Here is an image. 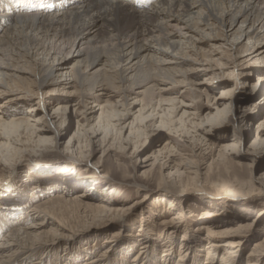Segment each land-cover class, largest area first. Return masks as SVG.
Listing matches in <instances>:
<instances>
[{"label": "rangeland", "instance_id": "obj_1", "mask_svg": "<svg viewBox=\"0 0 264 264\" xmlns=\"http://www.w3.org/2000/svg\"><path fill=\"white\" fill-rule=\"evenodd\" d=\"M245 43L236 49L243 51ZM235 51L229 44L214 48L213 60L221 59L226 68L218 69L213 61L207 72L187 74L188 81L164 93L163 98L173 102L159 106L157 97L153 106H145L134 86L127 92L120 88V93H111L115 116L110 120L101 114L106 98L90 99L91 92L83 95L77 84L64 91L51 85L38 90L33 77V84H15L13 93L30 101L22 114L16 112L32 116L34 122L22 126L19 137L8 131L9 145H0V215L11 214L15 226L24 220L30 223L31 209L45 199L83 195L78 199L83 203L60 199L53 217L63 225L65 236L51 246L47 257L37 254L31 262L81 264L93 259L96 264L101 259V264H132L145 250L146 264H161L169 249L170 264H203L209 242L206 229L243 223L251 225L240 232L241 244L229 264H246L254 243L264 237V53L235 62ZM69 57L71 65L75 59ZM219 83L227 85L216 86ZM103 84L108 86L105 79ZM222 89L232 93L217 104ZM3 105L0 99V110ZM30 108L35 110L27 112ZM37 129H44L48 141L39 142L42 132ZM186 159L198 167L197 175L181 166ZM174 168L180 169L179 176L169 175ZM223 179L248 183L251 195L238 202L216 199L213 183ZM90 196L108 200L115 210L86 207L98 202ZM178 211L182 218L171 222ZM38 245L46 247L43 242ZM260 248L259 253L264 251ZM65 251L73 256L63 255ZM224 253L212 251L213 264H220ZM258 259L254 264H264V256Z\"/></svg>", "mask_w": 264, "mask_h": 264}, {"label": "bare ground", "instance_id": "obj_2", "mask_svg": "<svg viewBox=\"0 0 264 264\" xmlns=\"http://www.w3.org/2000/svg\"><path fill=\"white\" fill-rule=\"evenodd\" d=\"M10 2L11 4L9 0H0V99L5 106L0 110V128L5 132L0 134V145L3 147L9 145L8 131L12 129L10 134L15 138L19 137L17 133L22 126H33L30 125L34 122L32 116L18 115L19 112L22 114L30 101H25L13 93L17 89L16 85L30 82V77L35 81L37 79L35 85L38 90L51 85L55 90L64 91L77 84L83 95L91 92L90 99L106 98L101 114L110 120L115 116L113 109H110L111 93H120V88L127 92L132 91L134 86L138 90L134 94L143 95L142 102H146L145 106H153L157 97L159 100L156 101L160 106L162 103L166 104L165 102H173L164 99L163 95L168 89L188 81L187 74L207 72L210 69L209 63L214 64L213 61L217 63L218 69L226 68L220 62L221 59L213 60L211 56L218 45L229 44L231 49L235 48V62L254 53H264V0H155L150 4L145 0ZM90 34L94 35L86 39ZM243 41H246L244 49L238 51L236 48ZM203 47H209L211 51ZM68 56L75 59L71 65L67 63ZM182 64H187L189 68L181 70L179 67ZM96 65H100L99 68L89 73ZM104 79L108 86L103 84ZM114 81L116 85H113ZM166 84L170 85L169 88ZM226 85L227 83H219L216 86L225 88ZM231 93L228 90L223 92L217 104H223L225 99L230 98ZM174 105L175 103L170 104L172 109ZM32 110L35 109L30 108L27 112H33ZM160 122L167 123L163 120ZM37 130L42 132V135H38L39 142L48 141L43 136L44 129ZM180 164L189 174L197 175L198 167L191 161L182 160ZM174 169L175 173L169 175L179 176L180 169ZM213 184L217 188L218 200H243L252 192L248 183L239 180L223 179ZM82 196L74 195L69 200L63 194H56L55 198L45 199L31 209L30 223L24 220L15 226L10 220L11 214L0 215V264H30L32 257L37 254H41L40 258L47 257V253L53 249L51 246L59 243V238L65 236L63 225L60 221L54 222L53 217L60 209V199L66 200L65 203H83L78 200ZM97 197L90 196L89 198L98 202L87 203L86 207H96L106 213L115 210L111 207V202ZM212 214L211 211L207 213L208 216ZM189 217L191 215L187 216ZM181 218L182 213L178 211L170 221ZM248 225L238 223L232 228L225 225L226 228L221 230L207 228L209 242L207 241L205 247L206 258L203 264H213L210 256L217 249L225 251L220 256V264H229L241 244L240 232L250 228L251 224ZM48 226L52 228L47 230ZM178 227L180 226L175 228ZM219 238L228 239L221 242L217 241ZM41 242L46 247H39ZM260 247H264V237L260 242L254 243V249L246 257V264H254L258 258L264 256V251H258ZM145 252L142 250L132 264H146L148 256ZM164 252L161 264H170L172 253L169 249ZM63 255L68 257L72 254L65 251ZM92 260L87 259L81 264H94ZM100 260L95 263L101 264ZM182 260L178 259L181 262ZM41 262L37 260L31 264Z\"/></svg>", "mask_w": 264, "mask_h": 264}]
</instances>
